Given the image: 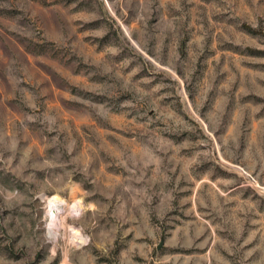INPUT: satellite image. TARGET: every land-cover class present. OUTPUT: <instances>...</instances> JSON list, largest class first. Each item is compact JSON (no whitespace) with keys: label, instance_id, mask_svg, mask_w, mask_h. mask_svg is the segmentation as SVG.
<instances>
[{"label":"rangeland","instance_id":"374dc122","mask_svg":"<svg viewBox=\"0 0 264 264\" xmlns=\"http://www.w3.org/2000/svg\"><path fill=\"white\" fill-rule=\"evenodd\" d=\"M0 264H264V0H0Z\"/></svg>","mask_w":264,"mask_h":264},{"label":"bare ground","instance_id":"6f19581e","mask_svg":"<svg viewBox=\"0 0 264 264\" xmlns=\"http://www.w3.org/2000/svg\"><path fill=\"white\" fill-rule=\"evenodd\" d=\"M49 202L51 204V209L50 210H51V213H52V218H53V220L56 219L58 221V226H61L63 224V222H64L65 215H66L65 206H64L63 202L58 197H55V196L50 198ZM49 232H50L51 235L56 237V235H57V230L56 229H52L50 227L49 228ZM70 234L71 235H69V238H70V236H73L74 238H79V232L74 230L73 228H71ZM69 240H71V239H69Z\"/></svg>","mask_w":264,"mask_h":264}]
</instances>
